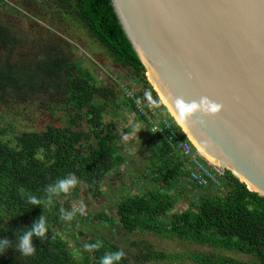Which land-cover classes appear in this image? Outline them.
Wrapping results in <instances>:
<instances>
[{
	"label": "trees",
	"instance_id": "16d2710c",
	"mask_svg": "<svg viewBox=\"0 0 264 264\" xmlns=\"http://www.w3.org/2000/svg\"><path fill=\"white\" fill-rule=\"evenodd\" d=\"M60 1L68 4L74 17L109 50L114 61L140 81L141 88L133 89L124 83L134 90L133 98L127 95L123 84L119 86L116 81L98 85L93 75L62 57L34 55L27 64L11 63L8 58L20 38L0 21V50L6 47L7 51V54L0 53V104L9 97L23 101L21 98L25 100L30 94L46 96L51 91L63 95L66 103L64 123H48L44 130H25L14 139H5L7 131L0 128V237L9 238L12 245L0 255V264H99L106 252L118 249L126 253L120 264L176 261L187 256L198 264H264V197L250 191L229 170L220 175L222 182L231 188L225 196L204 194L192 208L172 214L170 224H163L161 217H166L173 205L169 193L172 184L189 178V171L187 159L152 131L157 141L152 165L167 186L166 191L149 190L123 196L117 206L119 226L113 227L108 238L81 227L78 217L83 215L78 210L71 220L61 217V209L65 212L74 209L67 208V201L79 197L80 191L93 198L101 197L107 177L118 171L125 161L124 144L109 129L104 116L112 102L119 108L116 88L125 93L126 104L148 128L147 117L138 105L149 112L152 108L166 107L150 83L146 67L128 39L111 0ZM3 3L5 1L0 0V4ZM70 174L76 176L77 186L48 204L47 186ZM194 186L199 190L211 187ZM29 195L42 198L43 205L27 203ZM42 215L47 219L48 237H34L36 252L25 256L17 248L19 235ZM101 215L90 213L83 219L92 227H98L97 220L107 218ZM118 229L131 235L141 232L176 237L209 249L165 252L148 239L136 240L129 246L126 239L119 241ZM72 239L77 241L75 248ZM94 243H99L100 247L84 248L85 244ZM226 249L255 255L258 261L234 257L226 254Z\"/></svg>",
	"mask_w": 264,
	"mask_h": 264
},
{
	"label": "water",
	"instance_id": "95a60500",
	"mask_svg": "<svg viewBox=\"0 0 264 264\" xmlns=\"http://www.w3.org/2000/svg\"><path fill=\"white\" fill-rule=\"evenodd\" d=\"M170 116L220 175L264 197V0H111ZM224 107L187 119L177 107Z\"/></svg>",
	"mask_w": 264,
	"mask_h": 264
},
{
	"label": "rangeland",
	"instance_id": "374dc122",
	"mask_svg": "<svg viewBox=\"0 0 264 264\" xmlns=\"http://www.w3.org/2000/svg\"><path fill=\"white\" fill-rule=\"evenodd\" d=\"M4 1L5 3L0 4V21L20 38L19 44L8 58L11 63L27 64L34 55L62 57L67 58L71 63H77L83 71L93 75L98 85H110L116 81L119 86L120 83H125L133 89L141 88L140 81L128 75V70L118 65L109 50L93 38L89 29L74 17V11L68 4L65 5L59 0ZM5 48H2L0 53L7 54ZM115 94L119 108L112 102L104 116L109 129H112L118 135L119 141L124 144L122 152L125 161L118 171L112 172L107 177L101 197L93 198L86 192L80 191L79 197L67 201V208L73 207L82 212L83 217L90 213L106 216V219L97 220L98 227H92L83 217H78L81 227L106 238L109 237L113 227L119 226L117 206L123 196L149 190L164 192L167 188L152 165L156 138L152 136L153 133L145 122L135 116L133 109L126 104L125 93L117 87ZM21 99L23 101L9 97L0 104V128H5L7 131L5 139H14L25 130H44L48 123H64L66 110L63 108L66 103L63 95L58 92L51 91L46 96L40 93L30 94L25 100ZM97 99L100 100L99 97ZM158 111L163 114L169 113L167 107L159 108ZM194 185L189 178L172 184L169 193L173 205L167 216L161 217L163 224H170L172 214L192 208V204L198 203L202 195L218 193L225 196L231 189L226 182H222L220 188L209 187L200 190ZM119 229L116 230L119 241L126 239L127 244L130 243L129 246L136 240L148 239L165 252L187 253L209 249L207 246L176 237H159L141 232L131 235ZM76 242L72 239L73 248ZM125 249H128V246ZM224 252L243 260L258 261L255 255L249 253L227 249ZM147 264L198 263L187 256L176 261H152Z\"/></svg>",
	"mask_w": 264,
	"mask_h": 264
},
{
	"label": "clouds",
	"instance_id": "9594fccd",
	"mask_svg": "<svg viewBox=\"0 0 264 264\" xmlns=\"http://www.w3.org/2000/svg\"><path fill=\"white\" fill-rule=\"evenodd\" d=\"M176 104L180 112L186 116L187 119H194V114L196 112H202L205 115L218 114L224 107L221 103H218L208 97H202L200 102L186 103L182 98L177 97ZM219 173V172H218ZM220 175V174H219ZM78 184V180L74 174H70L64 178L56 180L54 183L49 184L46 188V201L51 204L53 199L59 196L61 193H70L73 188ZM220 188V187H219ZM27 203L31 205H43L44 200L38 198L34 195H29L27 197ZM77 211L73 209L72 211L65 212L61 209V217L64 220H71L73 215ZM82 211V209H81ZM48 224L45 216H41L38 221L34 222L27 231L22 232L18 238L17 248L25 256H31L36 252V247L34 246V237L47 239L48 237ZM11 240L7 237H0V255H2L6 250L11 247ZM99 243L85 244V249H96L99 248ZM126 253L123 249H118L115 251L106 252L101 258L99 264H120L122 259L125 257Z\"/></svg>",
	"mask_w": 264,
	"mask_h": 264
},
{
	"label": "built area",
	"instance_id": "2783aa9c",
	"mask_svg": "<svg viewBox=\"0 0 264 264\" xmlns=\"http://www.w3.org/2000/svg\"><path fill=\"white\" fill-rule=\"evenodd\" d=\"M122 86H124L128 96L135 98L134 90L130 89L125 84ZM138 107L140 112L146 115L147 124L151 131L163 137L187 159L189 179L194 184L200 187H221L222 179L218 171L209 164L175 120H172L170 115L159 113V111L154 108L149 112L140 104Z\"/></svg>",
	"mask_w": 264,
	"mask_h": 264
},
{
	"label": "bare ground",
	"instance_id": "6f19581e",
	"mask_svg": "<svg viewBox=\"0 0 264 264\" xmlns=\"http://www.w3.org/2000/svg\"><path fill=\"white\" fill-rule=\"evenodd\" d=\"M159 94V93H158ZM160 95V94H159ZM161 97V96H160ZM164 102V101H163ZM165 103V102H164Z\"/></svg>",
	"mask_w": 264,
	"mask_h": 264
}]
</instances>
